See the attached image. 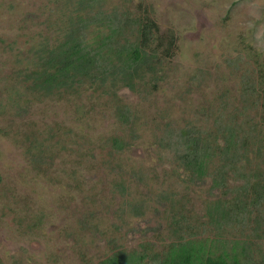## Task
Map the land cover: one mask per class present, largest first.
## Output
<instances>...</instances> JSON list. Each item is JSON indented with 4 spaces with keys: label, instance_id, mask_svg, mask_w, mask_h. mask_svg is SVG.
I'll return each mask as SVG.
<instances>
[{
    "label": "rangeland",
    "instance_id": "rangeland-1",
    "mask_svg": "<svg viewBox=\"0 0 264 264\" xmlns=\"http://www.w3.org/2000/svg\"><path fill=\"white\" fill-rule=\"evenodd\" d=\"M56 1L0 0V264H99L115 251L161 254L189 233L222 236L206 211L228 197L191 179L167 144L188 125L246 118L240 85L254 62L237 57L264 62V0H103L106 14L148 15L160 38L174 37L173 56L134 90L44 98L23 76L59 39ZM240 185L230 177L229 189Z\"/></svg>",
    "mask_w": 264,
    "mask_h": 264
},
{
    "label": "trees",
    "instance_id": "trees-1",
    "mask_svg": "<svg viewBox=\"0 0 264 264\" xmlns=\"http://www.w3.org/2000/svg\"><path fill=\"white\" fill-rule=\"evenodd\" d=\"M66 1L60 4L59 39L39 46L34 52L36 67L21 72L30 93L46 98L76 93L84 86L106 94L120 87L134 90L142 74L155 75L162 60L173 56L174 37L160 38L148 15L132 19L123 13L106 14L103 0H69L66 11ZM256 55L237 57L244 64L248 59L254 62L252 73L246 70L240 85L246 118L218 120L212 130L188 125L173 132L167 144L191 179L210 178L212 187L228 197L209 204L206 211L208 224L222 236L208 240L189 233L161 254L115 251L99 264H264V62ZM128 112L124 108L118 115L128 122ZM112 145L121 149L124 144L113 140ZM230 177L241 185L229 189ZM131 211L136 216L142 213L138 207ZM233 231L244 238H223Z\"/></svg>",
    "mask_w": 264,
    "mask_h": 264
}]
</instances>
